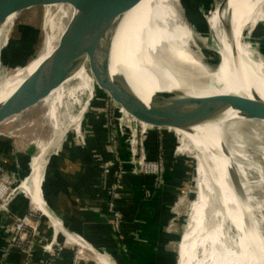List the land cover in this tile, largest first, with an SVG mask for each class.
<instances>
[{"label": "bare ground", "instance_id": "bare-ground-1", "mask_svg": "<svg viewBox=\"0 0 264 264\" xmlns=\"http://www.w3.org/2000/svg\"><path fill=\"white\" fill-rule=\"evenodd\" d=\"M179 1L142 0L122 20L115 40L114 64L124 72L123 90L121 94L109 96L125 111H134V96L150 105L154 95L160 93L169 113L171 108L167 104L174 107L175 104L181 103L192 109L197 105L195 103L197 99L224 94L247 98H252L254 94L264 102V57H261L255 48H249L245 41L247 26L264 19L263 13L260 14L264 9V0H220L216 10L209 16L195 13L198 20L196 23L191 22L189 15L186 16V13L193 15L195 12L191 8H185L189 2L183 0L186 10L183 12ZM203 2L207 10L211 8L210 3ZM224 3L226 4L223 7ZM53 8L58 9L57 16L53 15ZM248 11L255 13L254 18L253 14H248ZM45 13L46 35L42 53L25 67L7 74L3 73L2 68L4 52L2 44L7 30L8 33L12 30L11 21L14 16L0 30V104L12 97L53 54L76 14L72 7L68 8L63 4L48 6ZM123 23L131 34L127 32ZM200 24L206 25L210 36L212 35L210 38L214 44L212 49L214 52L210 53L216 52L221 55V66L217 70L202 65L197 56L202 50H209L206 44L210 43L202 36V32L195 28ZM197 36L205 43L201 41L200 44L197 43L194 39ZM136 56L139 57V62ZM211 57L214 62V57ZM125 65L142 77L147 85L157 89L158 93L146 94ZM85 70H79L69 81L82 79L85 84L80 89L89 87L88 90H91L90 82L85 80ZM115 74L116 71L113 69V75ZM62 103V92H59L51 111L54 135L50 140L38 144L35 167L27 183L31 193L30 201L32 206L41 211L57 231L63 233L69 241L93 252L101 264H114L109 256L98 254L95 248L68 234L59 219L46 206L48 203L43 188L47 180L50 158L67 132L81 122L87 111V102L81 106L77 115H74L70 108H66L67 121H63L60 115ZM65 123L68 124L67 128L64 126ZM138 123L146 126L141 121ZM242 125L244 122L240 119L239 113L228 110L217 121L195 126L189 132L173 128L183 132V138L185 134L193 135L195 158L198 160V172L193 182L197 198L191 204L189 223L177 248L179 249L177 264H257L251 249L246 244L243 202L233 192L228 179V172H231L239 182L238 187L242 197L247 196L250 202L252 186H250L249 174L238 162V158L246 157V154L243 150L237 151L228 140L229 134L233 133L237 126ZM120 127L123 125L120 124ZM256 138L259 139L260 136ZM240 139V136L235 137V143L238 144ZM256 149V154L261 155L264 160V147H256ZM191 150V148L187 150L190 156L194 155ZM244 161L248 160L244 159ZM137 167L140 168L139 165ZM263 172L262 168L257 171L260 177L263 176ZM256 218L252 215L251 221L258 231L259 225H264V219ZM254 241L255 243L257 241L256 246L259 250L261 248L263 251L264 239L260 233Z\"/></svg>", "mask_w": 264, "mask_h": 264}, {"label": "water", "instance_id": "water-1", "mask_svg": "<svg viewBox=\"0 0 264 264\" xmlns=\"http://www.w3.org/2000/svg\"><path fill=\"white\" fill-rule=\"evenodd\" d=\"M141 2L142 0H0V30L12 16H16L13 21L15 26L20 14L33 9L47 10L48 6L63 4L72 7L76 12L53 54L12 97L0 104V128L9 129L8 132L4 130L0 132V146L13 137L17 127L22 130L27 126L33 119L31 117L35 109L41 108L42 115L47 117L52 111V105L59 92H62L64 102L60 105V111L68 107L75 108L81 103L90 104L101 100L128 126L136 128L148 138L155 140L175 163L180 164L187 172L195 176L198 172L197 162L192 161L193 158L187 155L178 154L179 142L174 140L171 129L189 132L195 126L217 121L228 110L238 112L243 122L264 124V102L256 98L254 94L252 98L224 94L213 98L197 99L195 101L197 105L192 109L177 103L169 110L171 113L168 112L163 95L160 93L154 95L150 105L134 96V111H125L116 105L109 95L121 94L124 72L114 64L115 40L122 20ZM206 53L214 57V65L208 68L217 70L221 66V55L216 52ZM135 58L139 62V57ZM81 69H86L85 80L90 82L91 90H88L89 87L80 89L85 84L82 79L69 81ZM113 69L116 71L115 75H113ZM25 116L30 118L27 120L26 117L22 120ZM139 121L146 126L138 123ZM228 179L233 192L243 202V220L245 219L247 231L246 244L253 253L254 261L257 264H264V249L259 250L256 246L257 241L256 243L254 241L259 233L264 239V225H259V230L256 231L251 221L254 213L248 197L246 196L248 200L242 197L238 187L239 182L231 172H228ZM15 191L17 194L21 193L19 187ZM111 232L119 250L126 253L115 231L111 229Z\"/></svg>", "mask_w": 264, "mask_h": 264}, {"label": "rangeland", "instance_id": "rangeland-1", "mask_svg": "<svg viewBox=\"0 0 264 264\" xmlns=\"http://www.w3.org/2000/svg\"><path fill=\"white\" fill-rule=\"evenodd\" d=\"M191 1H192L191 3H194V4H196L197 2L196 5H189L190 8L193 9V11L195 12L193 13V15L192 13L190 14H187L186 12L185 13H186V16L189 15L188 18L191 19L192 23H196L198 21L197 17L195 16V13L199 12V14H201L202 16H205L206 14L207 16H209L213 11L216 10L217 4L220 2V0H191ZM198 1L200 2L198 3ZM203 1H207L208 3H210L212 5L210 6L211 8H208L207 10ZM179 4H181L180 8L181 9L183 8L182 9L183 12L186 11L184 9L183 0H180ZM66 7L69 8V6H66ZM190 8H187V9H190ZM45 12H46L45 9H33L27 12H24L18 16V19L15 22V26H13L14 24L13 21L15 20L16 16L13 17L11 21L12 30L10 33H8L9 30H7L5 40L2 44V47L4 48L3 56L4 54L9 55L8 61L12 64L10 65H7L6 63L2 64L3 73L7 74V72H13L18 69H21L25 67L26 65H28L33 59L40 56L43 50L45 35H46L44 31V22H45L44 19H45V14H46ZM57 12H58V9L53 8V11H52L53 15L57 16ZM248 14L249 15L253 14V18H254L255 13L253 11L252 12L248 11ZM260 14L264 15V9H262ZM11 24L9 26H11ZM195 28L199 30L200 33L202 32L201 34L205 38V40L207 39L210 42L206 44L209 50H206V51L202 50L201 53L197 54V56L200 59L202 65H204L205 67H212L213 65L212 57L206 53V52L210 53L213 51L212 49L214 48V44L212 43V39L210 38L212 37V35L210 36L209 29L206 25L200 24V25H197ZM34 32L38 33L37 37L35 36ZM27 36L29 37L26 38ZM23 39L25 40L23 41ZM194 39L199 44L201 42L205 43V41L201 39L199 36H197V38L195 37ZM245 41L249 45V48H252V49L255 48L258 54L261 57H264V19L256 24H253V25L251 24L247 26L246 31H245ZM12 53L16 55L15 60H11L10 58ZM126 67L132 73L137 83L140 85L141 88H143L146 94L152 95L153 93H158L157 89L147 85V82L142 77L137 75V73L132 71V69L129 68L128 66ZM109 98L112 101H114L110 96ZM114 103L116 105L118 104L115 101ZM84 104L85 103L83 104L81 103L77 105V107L70 108L69 110H71V112H73L74 115H77L80 112L81 106ZM167 105L169 106V108H172L170 104H167ZM103 107L108 109L106 104L101 100L94 101L90 104L87 102V111L84 114L83 119H82L85 130L87 131V132L85 131L87 133L86 135L87 140H89L90 138L94 136L95 132L92 131L93 127H96V130L97 131L99 130L98 132H101V133L102 131H106V133L107 132L110 133V131L112 132L113 126L111 124L112 123L111 114L109 117L110 119V126H109L108 123L105 122V119H103L105 117V112H104L105 110ZM67 110L68 109L65 108L64 111H60V115L63 121H67L66 120L67 115H68ZM26 117L27 116L23 117L22 120H25ZM29 118L30 116H28L26 119L28 120ZM31 118L33 119L30 120L27 126L23 128L22 130H19L20 128L17 127V130L13 132V137L9 140V147L8 148L6 147L3 151L0 152V159H1L0 160V183L4 182V184H6L7 187H10L13 191L20 186V182L24 178V181H23L24 183L21 186V190L25 193V197L28 199L30 203L29 205H31L34 211L39 212L38 214L40 215L42 214L44 217H46L41 211L35 209L32 206L31 201H30L31 193L29 190V185L27 183L35 167L34 163H35L36 156L38 154V150H37L38 144L44 141L50 140V138L54 135V131H53L54 123L51 117V112L47 117H45V115H42L41 108L35 109L32 112ZM91 120H94L95 123H92ZM81 122L73 126L71 129H74V127H77L78 125H80ZM64 126L67 128L68 124L65 123ZM3 130L8 132L9 129L1 127L0 132ZM72 132L73 131L70 130L67 135L70 137L71 136L70 133ZM112 133L113 135H115L114 132ZM177 133H179L178 134L179 139L181 140L180 142L181 144L179 143L180 145H179L178 153H180L181 155L183 154L187 155L191 157V159L193 158L192 161L195 160L197 162V167H198V160L197 158H195L196 151H195V147L193 143V135L191 133L185 134L184 135L185 138H183V134H182L183 132L181 133V131H179ZM229 135L230 137L228 136V140H229L230 145L234 146L237 151L243 150L244 153L246 154V157L243 156V157L238 158L239 160L238 162L239 164H242L244 166L245 170L249 174V182L251 183L250 186H252V195H251L250 205L253 209L254 216L256 217L258 215L257 216L258 219H261V218L264 219V172H263L262 177H260V175L257 173V171H259V168H262L264 170V160L261 157V155L256 154V150H257L256 147H261V146L264 147V124L262 125V123H259V122H244V125L240 127L237 126L234 132L230 133ZM237 136L241 137L240 139L241 141L238 144L235 143V137ZM257 136H260V138L257 139L256 138ZM64 143L62 144L64 145ZM190 148L192 149L191 152H193L194 155L190 156L189 152H187V150H189ZM56 150L54 152H56ZM123 151L126 152L124 153L125 159L122 158L125 162L124 163L125 168L127 172L129 173V175H133L135 173V167L134 165L130 164L132 161V158L134 157L133 152L130 147L126 146V144L123 147ZM4 153H8L10 157L8 159L5 158ZM107 153L110 155V159H111L112 158L111 153L110 152H107ZM99 154L101 153L99 152ZM158 155H159V161H161L160 158L162 156V153L158 151ZM165 155L166 153L163 154V161H164ZM27 157L32 158L31 164L29 163L28 165L30 168V172H29V175L27 174L22 178V176L26 173V170L22 169L20 165L21 164L20 161L23 158H27ZM244 159H247L248 161H244ZM3 160H6V161H3ZM108 161H111V160H108ZM97 164L100 169L99 162H97ZM178 171L179 172L177 174V177H180V180L177 181L176 183V185H178L176 196L173 199L172 205L169 206V210L167 211L166 215L163 214V216H161V217H164L167 221V226H165V229L167 230L168 235H170L171 237V239H169L167 241L168 243L166 244V248L169 250L170 254L172 255L171 256L172 258L169 260L172 263L173 259L175 258L176 260L175 264L179 262V249L177 248H179L181 239L183 238V235L189 223L190 211L192 207L191 204L197 198L195 184L193 183L195 175L187 172L184 167H182V169ZM102 181L106 182V180L102 177L99 171L98 188L104 193L105 192L107 193H105L104 195L106 198L103 200L102 211L99 210L98 214H100L102 218H105L107 220V224L109 225V218H111V211L108 208V199L111 197V193H109L108 191L109 187L102 188L100 186L103 183ZM26 185H28V187ZM123 197H125V195H123ZM14 202H16V200ZM123 206H125L124 208L126 211L129 210V209H126L127 205H123ZM126 211L123 210V213L125 215V224L123 226L122 233L124 234V237H125L124 242L127 245V242H126L127 237L125 235V231L127 229V232H126L127 235L131 232L132 238H133L134 232L130 228L129 224H134V218H133L134 216H132L131 219L129 218V220H127L126 215L128 216V213ZM27 212L33 216L38 215L32 212L29 208ZM43 229H46V227L44 226ZM110 230H111V227H110ZM155 232H156V235H158L157 233H160L159 228H158V231H155ZM3 233L4 232H0V241L3 244L1 245L2 247L0 246V251L5 250L3 247L6 241L4 240ZM60 238L64 239L62 235L60 236ZM123 248L126 249L124 245H123ZM77 250H79V248ZM15 253H18V252H15ZM198 254L200 255L199 252ZM110 255L112 256V253H110ZM96 257L97 256H95V258ZM114 260L117 261L116 257H114ZM111 261L113 260L111 259ZM102 264H105V263H102Z\"/></svg>", "mask_w": 264, "mask_h": 264}, {"label": "crops", "instance_id": "crops-1", "mask_svg": "<svg viewBox=\"0 0 264 264\" xmlns=\"http://www.w3.org/2000/svg\"><path fill=\"white\" fill-rule=\"evenodd\" d=\"M125 29L127 32L129 31L126 25ZM117 105L124 110L120 104ZM92 131L95 132L94 136L87 140L85 147L72 144L71 139H68L64 145L59 146L61 141L58 144L59 147L56 148L57 150L55 149L57 153L54 152L51 156L47 180L43 188L50 209L56 214L60 222H64V224L61 222L62 226L65 225L69 231L80 235L87 245L96 249L98 254L109 256L114 264H175L176 260H173L172 263L169 260L172 255L166 248V244L171 237L165 229L167 221L161 216L166 215L176 196L178 189L176 183L180 180L177 174L178 170L182 169L181 165L175 163L170 158L171 156L166 153L164 164L169 170L166 172L161 186L157 183L155 176L136 174L137 176L129 175L127 177L126 209L129 210L125 211L128 213V216L126 215L127 220L134 216V224H129L134 236L132 238L131 232L127 235L126 229L127 245L125 242L123 245L127 252L123 253L118 248L107 220L98 214L99 210L102 211L103 200L106 198L104 195L107 192L104 193L98 188L100 170L93 153L98 151L108 160H110V155L107 153L108 136L106 131H104V135L97 132L94 127ZM171 131L174 140L180 143L177 130L171 129ZM150 141L149 138L148 146ZM179 143L178 145L181 144ZM124 153L126 152L123 151L122 147L121 157L123 159H125ZM156 156L157 154L151 152L153 160L156 159ZM23 181L24 178L20 182L19 191L25 197V193L21 190ZM24 197L20 196L12 205L19 212L21 205L25 203L26 212L20 213L22 215L28 213L27 202L28 206L30 204L28 199ZM15 210L14 212H16ZM158 228L160 233L156 235L155 231H158ZM54 232L57 237L65 236L55 227ZM1 243L0 241V246ZM76 248L87 255V261H83L82 264H101L93 252L76 244L75 247L64 250L61 259L56 264H73ZM113 256L116 257L117 261L114 260ZM21 262V257L16 259L12 257L7 264H19Z\"/></svg>", "mask_w": 264, "mask_h": 264}, {"label": "built area", "instance_id": "built-area-1", "mask_svg": "<svg viewBox=\"0 0 264 264\" xmlns=\"http://www.w3.org/2000/svg\"><path fill=\"white\" fill-rule=\"evenodd\" d=\"M90 107V106H89ZM104 108V107H103ZM108 108V107H107ZM105 122L110 126V114L111 124L113 126L112 132L108 133V152L111 153V161H108L103 155L94 151V158L100 165V173L106 180L100 186L102 188L109 187V193L111 197L108 199V208L111 211V218H109V225L113 231L119 237V240L124 243V234L122 233L123 226L125 224V215L123 210L119 207V201L125 195L127 196V177L129 173L125 168V162L121 157V149L126 144L130 147L134 157L132 158L131 165L135 167V173L133 175H151L155 176L157 183L161 186L166 172L169 168L163 162V154L166 152L159 146L157 149L156 159L151 158L150 149L147 142L149 138L147 135L141 133L134 127L128 126L122 118L116 116L109 108H104ZM126 113V112H125ZM128 116V115H127ZM120 119L121 123L118 121ZM122 124L123 127H120ZM69 137L67 134L62 140V143L67 142L68 138L71 139L72 144H76L79 147H85L87 145V131L83 125V120L80 123L79 128L71 129ZM124 141V142H123ZM58 146V147H59ZM158 151L162 153L161 161H159ZM57 153V152H56ZM140 166L138 168L137 166ZM140 169V170H139ZM17 189V188H16ZM15 189V190H16ZM7 187L4 182L0 183V232H4L3 237L5 242L4 249L0 251V262L5 264L9 261L10 257L18 252L22 262L19 264H56L61 259L62 252L69 249V247H75L66 236L60 238L54 232V227L51 225L49 219L42 214H38L32 209L31 205L28 208L38 214L33 216L29 213L20 214L14 212L13 203L20 196L24 197L22 193L17 194L16 191ZM25 198V197H24ZM48 210L54 215L50 209L49 204L46 205ZM57 218V216L55 215ZM64 224L63 221H61ZM49 226H48V225ZM41 226V227H40ZM44 226L46 229H43ZM64 226V230L74 236L76 239H83L80 235L74 234ZM48 234V236H47ZM73 264H82L83 261H87V255L81 250L74 252Z\"/></svg>", "mask_w": 264, "mask_h": 264}, {"label": "trees", "instance_id": "trees-1", "mask_svg": "<svg viewBox=\"0 0 264 264\" xmlns=\"http://www.w3.org/2000/svg\"><path fill=\"white\" fill-rule=\"evenodd\" d=\"M187 1H189L190 3L189 4H187L186 5V8H190V6L189 5H196L197 4V2H196V4H194V3H191L192 1L191 0H187ZM200 1H198V3H199ZM35 33V36L37 37V34L38 33H36V32H34ZM30 36V35H29ZM29 36H27L26 38H28ZM25 39H23V41H24ZM6 52H8V51H6ZM8 57H9V55H5L4 54V56H3V58H2V64H7V65H10V64H12V63H10L9 61H8ZM10 58H11V60H15V58H16V55L14 54V53H12V55L10 56ZM91 122L92 123H95V121L94 120H91ZM94 129H96V127H94ZM98 132V131H97ZM104 131H102V135H104ZM107 134H108V132H107ZM97 136V135H96ZM108 136V135H107ZM8 148L9 147V141H7V142H5V143H3V145H1L0 146V152L1 151H3L5 148ZM152 147V148H151ZM158 147H159V145L157 144V142L155 141V140H153V139H151V141H150V143H149V146H148V148L150 149V153L151 152H153V153H155V154H157V149H158ZM4 155H5V158H9L10 157V155L8 154V153H4ZM171 158V157H170ZM1 160V159H0ZM3 161H6V160H3ZM31 161H32V158L31 157H27V158H23L21 161H20V165H21V167H22V169L23 170H26V173L22 176V178L25 176V175H29V172H30V168H29V163L31 164ZM22 173V172H21ZM24 201H26L25 199H23ZM27 202V201H26ZM120 203H119V206H120V208L123 210L124 209V211H125V206H123V205H127V196L126 197H123V198H121V200L119 201ZM27 204H28V202H27ZM14 206H15V204H14ZM24 207H25V203H24V205L22 204L21 205V208L19 209V212L17 211V210H15L14 208V210L16 211V212H18V213H20V212H22V213H24V211L26 212V210L24 209ZM27 208H28V205H27ZM47 236H48V234H47ZM1 245H2V243H1ZM2 247V246H1ZM12 257H14L15 259L18 257H20V255L18 254V253H14L10 258H12ZM173 260H175V258L173 259Z\"/></svg>", "mask_w": 264, "mask_h": 264}]
</instances>
